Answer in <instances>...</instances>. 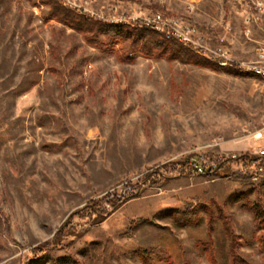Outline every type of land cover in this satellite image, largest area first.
<instances>
[{
  "label": "rangeland",
  "instance_id": "obj_1",
  "mask_svg": "<svg viewBox=\"0 0 264 264\" xmlns=\"http://www.w3.org/2000/svg\"><path fill=\"white\" fill-rule=\"evenodd\" d=\"M56 1L200 59L92 44L46 0H0V264H233L228 223L236 264H264V229L244 207H264V174L237 159L264 155V0ZM195 161L252 183L194 173ZM70 229L81 235L53 246Z\"/></svg>",
  "mask_w": 264,
  "mask_h": 264
},
{
  "label": "trees",
  "instance_id": "obj_2",
  "mask_svg": "<svg viewBox=\"0 0 264 264\" xmlns=\"http://www.w3.org/2000/svg\"><path fill=\"white\" fill-rule=\"evenodd\" d=\"M46 4L51 8L52 14L54 18L59 20L65 25H68L69 28L77 30V31H85V33L91 34L88 37V41L92 44L99 42V37H106L112 40H118L122 42H128L130 43L131 47L141 52L144 55L148 56H162L167 55L168 57H179L181 54H185L186 56L193 58V59H200V55L195 51H192L190 49H186L182 46L179 41L174 37H168L166 35H162L160 33H157L156 31L148 30V29H140V28H133L130 25H122V26H114L107 23H104L102 21H92L94 18L91 17H83V16H77L75 14L70 15L66 13V9L64 6L59 5V2L56 0H46ZM66 13V14H65ZM71 13V12H69ZM169 51H171L169 53ZM155 53V54H154ZM127 58H130L129 56ZM180 58V57H179ZM210 63L219 69L226 70L228 72H232L234 69L233 67H221L219 65V62H214L210 60ZM243 74V72H240ZM240 161H243L245 166H247L250 170L251 161L254 160H261L262 163H264V155L262 156H251L248 154H243L239 158ZM236 161V160H235ZM205 173V174H204ZM203 174L207 176H214V175H225V176H231L232 174L235 177V180L243 183L245 185H250L252 183V180L250 179L249 175L242 172H234L230 170V167H226L225 164L218 163L214 167H208ZM165 179V177L163 176ZM264 186V182L258 186L262 187ZM255 190V189H254ZM260 190V188L256 189ZM255 190V191H256ZM256 194H259L257 192ZM132 196V195H131ZM126 201V200H124ZM124 201H120L118 199H113L110 201V204L113 208H117L119 205H121ZM96 205L98 204L94 203L91 205L92 209L95 210L99 216L102 215V213L97 209ZM244 207L251 211L255 217V221L257 225H259V228L264 229V207L258 202H251L249 200H245ZM106 215L108 213H105ZM103 216V215H102ZM105 216V215H104ZM175 218H179V220H182L177 215H174ZM226 224V223H225ZM228 226H224L225 230L224 234L228 240L229 248L231 249V260L233 264H236V257L237 255H233V247L234 245H237V241L233 232V229L231 225L228 223L226 224ZM81 234H77L76 232L72 231V229L67 231V235L62 234V237L58 240L54 241L53 246H62L64 239L68 236L70 237H78ZM66 236V237H65ZM49 244H43L35 250V255L43 254L47 250H49L51 247ZM209 248V247H207ZM210 252L214 251L213 248H209ZM143 261H148L147 254L145 251H141L139 253ZM217 263V262H216ZM248 264V263H244Z\"/></svg>",
  "mask_w": 264,
  "mask_h": 264
},
{
  "label": "built area",
  "instance_id": "obj_3",
  "mask_svg": "<svg viewBox=\"0 0 264 264\" xmlns=\"http://www.w3.org/2000/svg\"><path fill=\"white\" fill-rule=\"evenodd\" d=\"M226 64L224 63V66ZM255 70H261L264 71L263 69H255ZM188 169L190 171H193L194 173H199V174H203L205 172V170L208 168L207 166H204V164H200L198 162H189L187 165ZM250 170L252 171V180L257 182L259 181L260 177L263 176L264 174V168L263 166L260 164V162H255V161H251V166H250ZM161 176V175H160ZM136 192V186L131 185V186H127L124 188V191L118 195H111L112 199H119L120 201H124L127 200L131 197V195L133 193Z\"/></svg>",
  "mask_w": 264,
  "mask_h": 264
},
{
  "label": "bare ground",
  "instance_id": "obj_4",
  "mask_svg": "<svg viewBox=\"0 0 264 264\" xmlns=\"http://www.w3.org/2000/svg\"><path fill=\"white\" fill-rule=\"evenodd\" d=\"M255 71H256L257 74H264V71H261V70H255Z\"/></svg>",
  "mask_w": 264,
  "mask_h": 264
}]
</instances>
